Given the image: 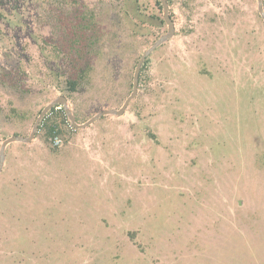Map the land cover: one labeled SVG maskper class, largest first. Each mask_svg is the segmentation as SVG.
Segmentation results:
<instances>
[{
    "label": "rangeland",
    "instance_id": "rangeland-1",
    "mask_svg": "<svg viewBox=\"0 0 264 264\" xmlns=\"http://www.w3.org/2000/svg\"><path fill=\"white\" fill-rule=\"evenodd\" d=\"M169 5L175 34L122 115L73 130L58 109L62 146L39 129L6 147L0 264H264L258 0ZM92 17L100 41L71 91L76 26ZM163 19L156 0H0V155L60 96L80 124L120 109Z\"/></svg>",
    "mask_w": 264,
    "mask_h": 264
},
{
    "label": "water",
    "instance_id": "water-1",
    "mask_svg": "<svg viewBox=\"0 0 264 264\" xmlns=\"http://www.w3.org/2000/svg\"><path fill=\"white\" fill-rule=\"evenodd\" d=\"M160 2H161L162 7L164 9V20L168 25V31L165 35L161 36L147 51H145L143 53V55L141 56V58L139 59L137 65H136L135 72H134L133 91H132L131 95L126 99V101L123 103L121 108L120 109L111 108V109H106V110L100 111L99 113H97L96 115L91 117L88 121H86L85 123L80 124L77 122L76 117L74 116L72 110L68 106L67 98L64 96H60L58 99H55L54 101H52L51 103H49L47 106H45L43 108V110L39 114V116H38V118L34 124L32 132L30 133L29 136L24 137V136H20V135H14V136L7 138L3 142L2 149H1V155H0V171L4 165V161L6 158V155H5L6 147L12 142L30 143L36 137V133L39 130V126H40L41 122L45 119L46 115L51 111V109L53 107H55L57 104H61L63 106V108H64V110L68 116V119L70 120V122L72 123V125L75 128H84V127H87V126L93 124L94 122H96L97 120H99L103 116H106V115H118V116H120L126 111L131 100L138 93L140 75H141V71H142V68H143V65H144L146 59L148 58V56H150L151 53H153L157 48H159L161 45H163L166 41L170 40L175 34V25H174V21L172 20L171 15H170L169 2H168V0H160ZM258 4H259V12H260V14L264 20V2H263V0H258Z\"/></svg>",
    "mask_w": 264,
    "mask_h": 264
},
{
    "label": "trees",
    "instance_id": "trees-1",
    "mask_svg": "<svg viewBox=\"0 0 264 264\" xmlns=\"http://www.w3.org/2000/svg\"><path fill=\"white\" fill-rule=\"evenodd\" d=\"M170 3V0H168ZM156 4L162 8L160 0H156ZM165 22V20H161ZM84 22V23H83ZM82 23L76 26V37L73 40L74 50H76V55L73 58V68L75 69L74 76L67 80L69 89L71 91H76L79 88V84L88 75L91 67L92 56L94 55V47L100 41L99 23L95 19L87 20L83 19ZM56 112V108L53 107L51 111L47 114L43 123L39 126V129L46 130V137H51L54 134H61L63 132L61 124L52 117ZM61 118L63 123H68L69 119L64 110L61 109ZM73 130H78L72 126Z\"/></svg>",
    "mask_w": 264,
    "mask_h": 264
},
{
    "label": "built area",
    "instance_id": "built-area-1",
    "mask_svg": "<svg viewBox=\"0 0 264 264\" xmlns=\"http://www.w3.org/2000/svg\"><path fill=\"white\" fill-rule=\"evenodd\" d=\"M58 109L61 110L62 109V106H59V108H56V110H58ZM67 124L69 126H71V128H72L73 125L70 122V120H69V122ZM50 141H51V143H52V145L54 147H60V146H62L64 144L63 137L60 134H57V133L50 137Z\"/></svg>",
    "mask_w": 264,
    "mask_h": 264
}]
</instances>
